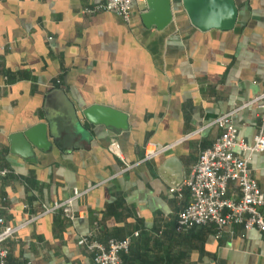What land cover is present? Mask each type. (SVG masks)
<instances>
[{
    "label": "crops",
    "instance_id": "1",
    "mask_svg": "<svg viewBox=\"0 0 264 264\" xmlns=\"http://www.w3.org/2000/svg\"><path fill=\"white\" fill-rule=\"evenodd\" d=\"M101 2L0 0V168L8 170L0 216L17 223L88 188L72 202L78 216L43 215L7 239V264H93L75 242L92 223L100 242L130 237L122 264H264V235L254 228L175 230L188 195L170 191L220 130L185 135L263 89L264 0H233V27L206 31L189 23L179 0H170L171 20L160 29L143 24L144 0L131 4L127 21L82 11ZM91 104L125 114V129L85 121L80 110ZM44 112L53 121L49 146L32 147L30 158L11 151L8 135L44 121ZM260 112L248 105L232 118L247 142ZM149 142L172 145L141 160ZM248 167L264 194V151ZM226 196L238 197L231 181Z\"/></svg>",
    "mask_w": 264,
    "mask_h": 264
},
{
    "label": "built area",
    "instance_id": "2",
    "mask_svg": "<svg viewBox=\"0 0 264 264\" xmlns=\"http://www.w3.org/2000/svg\"><path fill=\"white\" fill-rule=\"evenodd\" d=\"M142 0H103L93 7L83 8V12L91 13L95 10H103L115 14L123 21L129 19L131 4ZM254 105L260 109V124L251 141L247 142L237 135V129L232 122L233 116L243 107ZM264 86L263 89L251 98L234 105L228 111L219 114L207 121L199 129L188 133H197L207 126H215L220 131L208 147L203 148L197 154L187 176L170 191L181 196L182 189H186L188 200L178 212L175 222V230L186 231L194 226L212 224L217 232L229 224H238L244 230L254 228L264 235V194L260 191L256 181L250 174L248 160L253 152L264 151ZM172 144L156 146L146 143L142 149L141 160H148L157 154L166 151ZM109 149L122 162L120 170L128 168L121 156L116 143L111 140ZM8 172L6 168H0V176ZM231 181L238 190L237 198L226 196V184ZM88 188L78 190L73 188L71 195L54 200L47 204H41L36 214L29 215L17 223H5L0 216V264H7L8 250L5 241L15 235L20 229L37 217L48 214H60L71 220L79 213L73 211L72 202L85 193ZM3 198H0V207ZM96 224L92 223L91 229L76 237V244L91 254L93 264H122L120 255L128 249L130 237L121 239L109 238L100 242L95 238ZM134 231L132 236H137ZM20 264H29L23 262Z\"/></svg>",
    "mask_w": 264,
    "mask_h": 264
},
{
    "label": "water",
    "instance_id": "3",
    "mask_svg": "<svg viewBox=\"0 0 264 264\" xmlns=\"http://www.w3.org/2000/svg\"><path fill=\"white\" fill-rule=\"evenodd\" d=\"M144 2L145 11L140 17L145 26L153 24L160 29L170 22V0ZM179 4L189 23L200 31L229 30L235 23L237 9L233 0H179ZM80 115L89 123L105 124L116 130L126 127L125 114L109 106L91 104L82 108ZM43 119L44 121L36 122L23 130L10 133L7 137L10 150L26 157L31 155L32 147L46 149L49 146L47 128L53 127V121L46 112Z\"/></svg>",
    "mask_w": 264,
    "mask_h": 264
}]
</instances>
